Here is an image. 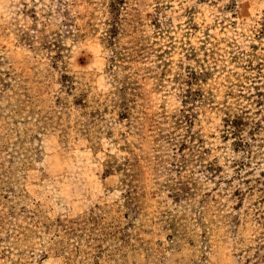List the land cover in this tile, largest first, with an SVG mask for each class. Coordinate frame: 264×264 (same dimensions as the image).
<instances>
[{"label":"rangeland","instance_id":"obj_1","mask_svg":"<svg viewBox=\"0 0 264 264\" xmlns=\"http://www.w3.org/2000/svg\"><path fill=\"white\" fill-rule=\"evenodd\" d=\"M0 264H264V0H0Z\"/></svg>","mask_w":264,"mask_h":264}]
</instances>
